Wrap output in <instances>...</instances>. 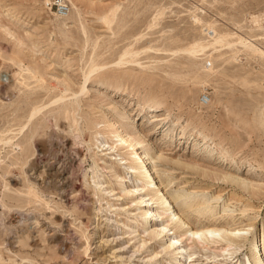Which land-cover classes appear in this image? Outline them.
I'll return each mask as SVG.
<instances>
[{"label":"rangeland","instance_id":"obj_1","mask_svg":"<svg viewBox=\"0 0 264 264\" xmlns=\"http://www.w3.org/2000/svg\"><path fill=\"white\" fill-rule=\"evenodd\" d=\"M263 84L264 0H0V264H264Z\"/></svg>","mask_w":264,"mask_h":264},{"label":"bare ground","instance_id":"obj_2","mask_svg":"<svg viewBox=\"0 0 264 264\" xmlns=\"http://www.w3.org/2000/svg\"><path fill=\"white\" fill-rule=\"evenodd\" d=\"M58 7L59 8H61L62 6H60V5H58ZM65 8V7H64ZM60 10V9H59ZM7 29V28H6ZM7 31H8V33H9V30L7 29ZM6 31V32H7ZM2 77V76H1ZM204 95H202V97H203ZM58 100V99H57ZM61 101V100H60ZM208 101V97H206V100H203V99H201V103L202 104H206V102ZM59 102V101H58ZM20 133V132H19ZM19 133H17L16 135H13V137H11V138H9L8 140H6L5 141V134L4 133H0V146H10V148L11 149H13V150H16L17 151V149H18V151H21L17 146H14V143H16L17 142V140L19 139V138H17L16 136L17 135H19ZM15 140V141H14ZM205 140H206V138H205ZM120 143H123V144H128L130 147H134V146H136V145H138L139 143L137 142V141H134L133 139H131V138H129V136H126V135H124L123 137H121L120 138ZM206 143V142H205ZM18 151H17V153H18ZM14 153H16V152H14ZM136 154V153H135ZM141 156H143V155H141ZM140 157V156H139ZM138 157V160L140 161V163H139V165H138V168L141 170V173L140 174H138V179L139 180H143L144 182L146 181V182H148L147 181V179H149V170L147 169V167H145L144 166V161H143V159L142 158H139ZM2 161H1V157H0V163H1ZM147 166V165H146ZM251 166V165H250ZM153 180V179H152ZM142 181V182H143ZM6 189V188H5ZM173 199V198H172ZM168 200V199H167ZM171 202V201H170ZM200 204V203H199ZM169 205V204H168ZM1 207H4V206H2L1 205ZM176 207V206H175ZM187 207H190V206H188L187 205ZM192 208V207H191ZM168 209H170L169 207L167 208V210ZM173 209V208H172ZM201 209V208H200ZM199 211V210H198ZM173 212V211H172ZM149 212L148 211H145V214H148ZM171 213V212H170ZM182 215V214H181ZM173 216L175 217H177V213H174L173 214ZM178 218L180 219V216H178ZM183 218V217H182ZM181 218V219H182ZM206 231H208V230H206ZM210 234L211 233H215V232H213V231H211V230H209L208 231ZM186 233H189V235L190 236H197V237H199V234H200V231H197V230H194V229H192V230H187V231H185V234ZM173 244H174V242L172 241L171 242V246H173ZM247 264H248V262H247Z\"/></svg>","mask_w":264,"mask_h":264},{"label":"built area","instance_id":"obj_3","mask_svg":"<svg viewBox=\"0 0 264 264\" xmlns=\"http://www.w3.org/2000/svg\"><path fill=\"white\" fill-rule=\"evenodd\" d=\"M63 8H64V7H61L60 10H61V9L63 10ZM263 87H264V84H263ZM206 97H207V94L204 95V96L202 97V99H203V100H206Z\"/></svg>","mask_w":264,"mask_h":264}]
</instances>
